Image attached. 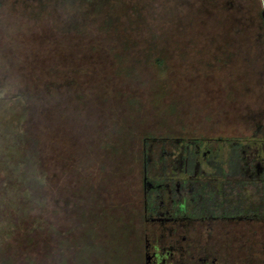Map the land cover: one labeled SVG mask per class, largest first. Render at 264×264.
<instances>
[{
	"label": "rangeland",
	"instance_id": "1",
	"mask_svg": "<svg viewBox=\"0 0 264 264\" xmlns=\"http://www.w3.org/2000/svg\"><path fill=\"white\" fill-rule=\"evenodd\" d=\"M148 136L264 141L263 0H0V264H144ZM222 233L264 264V221Z\"/></svg>",
	"mask_w": 264,
	"mask_h": 264
},
{
	"label": "flooded vegetation",
	"instance_id": "2",
	"mask_svg": "<svg viewBox=\"0 0 264 264\" xmlns=\"http://www.w3.org/2000/svg\"><path fill=\"white\" fill-rule=\"evenodd\" d=\"M217 145L165 141L143 162L144 264H219L223 260L211 259L215 229L223 238L232 222L264 221V141L222 143L225 154ZM199 233L201 244L195 241ZM198 249L204 254L194 258Z\"/></svg>",
	"mask_w": 264,
	"mask_h": 264
},
{
	"label": "trees",
	"instance_id": "3",
	"mask_svg": "<svg viewBox=\"0 0 264 264\" xmlns=\"http://www.w3.org/2000/svg\"><path fill=\"white\" fill-rule=\"evenodd\" d=\"M262 18V17H261ZM261 29H262V27H261ZM258 50V49H257ZM259 51V50H258ZM259 52H262V50H260ZM155 62H156V64L158 65V66H162L163 64V61H162V59L161 58H159V57H156L155 58ZM21 118H22V116H21ZM150 140H151V137H146V138H144L142 141H143V144H142V149H143V157H142V159H143V162H147V158H148V156H149V153H150V150H153L152 148H150ZM17 142H15L14 143V145L16 144ZM161 143H165V141L163 142H161ZM17 145V144H16ZM152 155H153V153H152ZM153 156H156V153L153 155Z\"/></svg>",
	"mask_w": 264,
	"mask_h": 264
},
{
	"label": "water",
	"instance_id": "4",
	"mask_svg": "<svg viewBox=\"0 0 264 264\" xmlns=\"http://www.w3.org/2000/svg\"><path fill=\"white\" fill-rule=\"evenodd\" d=\"M263 4H264V0H263Z\"/></svg>",
	"mask_w": 264,
	"mask_h": 264
}]
</instances>
